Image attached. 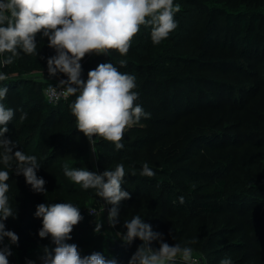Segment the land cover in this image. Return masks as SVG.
I'll use <instances>...</instances> for the list:
<instances>
[{
    "label": "trees",
    "instance_id": "16d2710c",
    "mask_svg": "<svg viewBox=\"0 0 264 264\" xmlns=\"http://www.w3.org/2000/svg\"><path fill=\"white\" fill-rule=\"evenodd\" d=\"M174 3L180 5L175 14L178 27L159 45L152 43L151 28L141 26L126 56L111 51L108 55H87L81 60V78L85 81L90 70L109 62L121 72L134 75L135 91L139 93L136 103L151 114L125 132L121 150H116L111 142L95 138L96 165L89 141L76 129L69 109L75 97L51 103L44 91L38 96L35 87L46 88L49 81L38 84L25 75L30 69L47 70V58L55 55L47 38L37 36L38 56L21 52L13 64L0 65V73L8 76L0 82V87L8 88L6 98L0 102L15 111L6 136L16 143L14 150L36 156L40 165L37 176L42 174L47 191L34 192L23 175H19V187L11 188L10 183L16 178L15 164L5 169L10 173L9 202L13 210L16 208L17 218L9 217L4 223L7 230L19 237L14 244L17 254L11 252L9 264L23 263L26 257L38 260L43 255L38 254L39 246L55 247L50 236L39 237L40 219L34 213L41 203L63 202L80 207L84 217L67 243L76 244L81 256L100 252L106 258H114L117 264H129L142 242L137 238L126 245L116 238L105 224L104 213L96 217L103 221L101 232L94 233L96 220L91 222L88 208L97 210L101 198L94 189L83 190L74 184L63 171L64 165H68L86 167L99 174L114 169L118 163L125 166L122 187L131 198L119 205V209H125V215L119 218L116 231L126 232L123 221L136 203L154 197L164 204L162 208L155 205V209L170 208L171 213H182L192 222L213 218L218 224L211 225L203 242L204 250L208 251L205 264H220L224 258H231L232 264H264V175L257 169L261 166L252 163L239 166L232 150L225 157L218 155L212 167L198 169L187 164L198 153L193 150L184 157L169 154L149 160L147 164L155 172L149 178L140 175L144 163L131 156L154 143L161 144L166 124H175L204 110L220 111L226 120H229L227 113L248 110L253 122L264 128V109H258L253 102L264 88V0H174ZM3 58L0 56V60ZM121 59L127 61L126 66H120ZM29 111L32 116L27 117L31 121L21 120L22 113ZM239 126L237 122L224 124L222 130L211 126L195 133L193 142L200 147L202 141H212V149L216 150L248 143L249 133L232 131ZM263 132L260 131L262 138ZM158 152V156L163 155L161 149ZM181 196L182 204L178 199ZM231 235L238 237L224 238ZM7 242L5 239L3 244L10 247ZM156 243L152 244L154 248ZM175 264L182 262L177 258Z\"/></svg>",
    "mask_w": 264,
    "mask_h": 264
},
{
    "label": "clouds",
    "instance_id": "9594fccd",
    "mask_svg": "<svg viewBox=\"0 0 264 264\" xmlns=\"http://www.w3.org/2000/svg\"><path fill=\"white\" fill-rule=\"evenodd\" d=\"M179 10L180 5L174 0H0V56H4L0 65L13 64L21 52L38 56L37 36L46 37L48 47L55 50V55L47 58L48 75L63 74L67 79H60L56 86L49 84L45 95L55 101L75 97L69 109L76 129L88 139L93 154L97 153L95 138L111 142L116 150H121L125 132L142 117L151 115L136 103L139 98L135 91L136 77L121 72L109 62L90 70L85 81L81 78V60L87 55H108L111 51L126 56L141 26L151 28L152 43L159 45L178 27L175 14ZM6 53L10 55L5 56ZM119 64L124 67L127 61L121 59ZM7 79L6 74L0 73V82ZM7 93V87H0V101ZM14 115L12 108L0 102V162L6 168L13 167L15 162V174L23 175L34 192L45 194L46 181L37 176L40 165L36 156L13 151L17 145L6 136L7 125ZM27 115L23 112L20 119H26ZM63 171L74 184L83 190L94 189L96 196L110 205L108 224L115 228L119 223L120 203L131 198L122 187L126 176L124 164L118 163L114 169L108 168L99 174L86 167L69 168L68 165H64ZM135 174L133 169L132 175ZM140 175L151 178L155 172L144 163ZM9 179V171L0 170V264H9L8 256L12 254L10 247L3 244L4 239L8 238L13 245L19 240L15 232L6 230L4 223L9 217L17 218L16 208L13 210L7 195ZM195 187L191 183V188ZM178 199L184 203L182 196ZM104 211L102 204L99 211L88 208L89 214L95 217H101ZM34 215L42 220L39 237L50 236L55 245L51 249L44 247L42 264H117L114 258H106L100 252L81 256L76 244L67 243L72 239L74 227L84 218L80 207L67 202L41 203ZM102 227L103 221L96 218L94 233L99 234ZM123 228L126 232L117 231L114 236L124 244L130 245L137 238L142 242L129 264H175L177 258L182 264H202L201 254L194 253L187 245L168 244L163 234L154 232L140 215L125 219ZM154 241L159 242V248L152 246ZM220 264H232V260L224 258Z\"/></svg>",
    "mask_w": 264,
    "mask_h": 264
},
{
    "label": "rangeland",
    "instance_id": "374dc122",
    "mask_svg": "<svg viewBox=\"0 0 264 264\" xmlns=\"http://www.w3.org/2000/svg\"><path fill=\"white\" fill-rule=\"evenodd\" d=\"M26 77L32 80H36L38 84L48 80L50 77L48 75V71L46 69H30L27 73H25ZM62 75V74H61ZM36 93L38 96L43 93L45 90V86L36 85ZM254 105L259 109H264V88H261L260 95H258L254 100ZM27 111V110H26ZM28 116H32V112H27ZM229 116V120L223 118V113L220 111H213V110H204L201 112H196L194 115L184 118L180 121H176L175 124H166L163 129H165L166 134L162 138L161 144L154 143L153 145L145 148L144 150L133 152L131 154L132 158L136 161L147 163L149 160L154 158H160L164 155H169L176 157H184L185 155L189 154L190 152L197 151L198 153L195 156H191L187 161L189 166H193L194 168L198 169H205L207 167H212L214 162L218 159L217 156L225 157L228 155L229 152L232 150L234 151V155L237 158V164L239 166H243L244 164H254L255 166H261L260 169L262 174L264 175V138H262L260 131H264L263 127L257 125L252 120V116L248 114V110L246 111H236L235 114L227 113ZM233 116V117H232ZM26 121H31L30 118H26ZM231 122H237L240 126L236 133L238 134H245L249 133L251 139H249L248 143H244L240 146L235 147L234 145L228 147L225 150L221 149H212V145H214L212 141H202L200 147H198L193 141V135L198 133L202 130H206L207 128L213 126L215 128H211L214 130H222L224 124H228ZM144 125V124H143ZM132 127V126H131ZM154 128L157 126H153ZM161 131V129L159 128ZM264 133V132H263ZM161 135H163L161 133ZM264 136V135H263ZM159 149L162 150L163 155H159ZM17 151V150H13ZM93 162L96 165L97 163V156L96 153H92ZM169 159V157H168ZM15 162H13V165ZM153 165H157L153 161ZM158 166V165H157ZM161 166V165H160ZM5 165L0 162V170H5ZM39 176L42 177L40 173ZM10 185L11 188H18L19 187V179L21 176H15ZM24 178V176H23ZM8 183V182H7ZM264 185V183H263ZM10 188V189H11ZM146 192V191H145ZM10 195V192L7 195ZM157 198L150 197L144 203H136L134 208L130 209L128 212L127 219H131L133 215H140L142 219H144L145 223L151 225L152 230L154 232H159L163 234L164 241L170 245H174L175 243L180 244L183 246H190L194 249V253L201 254L202 264H205L207 250H204V241L206 239L207 233H209V229L213 225H218L213 221V218L210 219H198L196 222H192L190 218H187L182 213H171L173 212L170 208L164 209H155V205L157 207L162 208L164 205L162 202H157L155 200ZM101 204L104 205L105 211V224L108 227V230L112 232H117L116 228H111L108 224V213L107 208L110 205L105 204L103 199L101 198L98 202L97 211H99ZM93 208V207H92ZM119 218L125 215V209H119ZM223 217L222 221L225 220ZM39 226L37 227V231L42 227V220L39 218ZM96 217L91 215V222H94ZM120 221V219H119ZM124 222V221H123ZM212 225V226H211ZM7 230V227H6ZM237 235H231V237H224L225 239H237ZM7 243L10 245L11 252L16 255L17 249L13 244H10L8 238H5ZM4 239V240H5ZM222 238H220L221 240ZM120 240V239H119ZM121 241V240H120ZM191 241H195V243H189ZM157 248H159V242L156 243ZM38 254L43 253V248L41 246L37 247ZM27 258V257H26ZM17 264H29L27 263V259L24 262L18 261Z\"/></svg>",
    "mask_w": 264,
    "mask_h": 264
},
{
    "label": "built area",
    "instance_id": "2783aa9c",
    "mask_svg": "<svg viewBox=\"0 0 264 264\" xmlns=\"http://www.w3.org/2000/svg\"><path fill=\"white\" fill-rule=\"evenodd\" d=\"M93 55H94V54H93ZM60 79H67V77L64 76V75L58 74V76H56V77H50V78L48 79V81H49V84H51L52 86H56V85L59 83V80H60ZM49 84H48V85H49ZM48 85H47V87H48ZM47 87H46V88H47ZM46 88H45V89H46ZM44 93H45V90H44ZM45 96H46V95H45ZM46 98H47V100H48L49 102L54 103V104H57V103H59V102H61V101H65V99H63V98H61L59 101L50 100L47 96H46ZM26 259H27V263H29V262H34V264H36L37 262H41V263H42V261H41L40 258H39L38 260H33L32 258L27 257Z\"/></svg>",
    "mask_w": 264,
    "mask_h": 264
}]
</instances>
